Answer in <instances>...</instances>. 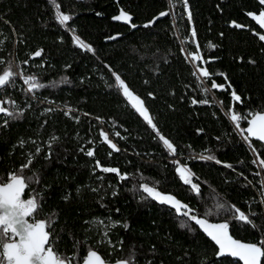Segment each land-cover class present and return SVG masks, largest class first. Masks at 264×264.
I'll return each mask as SVG.
<instances>
[{
    "label": "trees",
    "instance_id": "obj_1",
    "mask_svg": "<svg viewBox=\"0 0 264 264\" xmlns=\"http://www.w3.org/2000/svg\"><path fill=\"white\" fill-rule=\"evenodd\" d=\"M56 3L72 16L68 24L55 19L52 0H0V74L11 68L45 85L29 91L14 77L11 86L0 90V99L9 101L5 106L23 113L9 118L6 126L0 118V177L20 172L32 159L22 174L39 183L29 181L31 191L26 189L23 198L42 196L34 219L54 221L49 228L53 247L64 257L73 256V264H81L89 250L107 262L241 264L216 258V246L192 221L148 197L141 185L174 195L202 218L218 203L235 205L251 215L255 228L228 213L207 219H227L237 239H264V168L253 163L264 158V145L252 139L250 146L230 119L233 106L248 119L264 111V41L258 38L264 27L247 15L264 6L258 0ZM121 9L137 27L113 19ZM233 21L244 28L231 26ZM74 36L94 51L80 48ZM38 50L43 51L36 57ZM193 53L207 63L194 62ZM198 67H207L212 78H199ZM113 73L144 100L159 132L130 106ZM212 80L232 87L211 89ZM233 89L242 103L233 100ZM193 98L209 103L192 104ZM247 124L243 119L240 127ZM161 135L176 147L175 154ZM89 150H94L91 157ZM209 155L215 160L200 159ZM96 161L119 173L102 171ZM176 161L190 168L199 194L179 178Z\"/></svg>",
    "mask_w": 264,
    "mask_h": 264
},
{
    "label": "snow or ice",
    "instance_id": "obj_2",
    "mask_svg": "<svg viewBox=\"0 0 264 264\" xmlns=\"http://www.w3.org/2000/svg\"><path fill=\"white\" fill-rule=\"evenodd\" d=\"M52 3L56 9L55 19L61 24L66 25L72 20L70 14H66L61 10V5L56 3V0H52ZM183 3L187 5L188 0H183ZM258 3L264 6V0H258ZM168 12H161L159 16H166ZM250 17H253L255 21L261 27H264V8H262L258 13H247ZM189 20H191L192 13L189 10L187 12ZM157 17L156 19H158ZM116 21H123L129 23L132 28L137 27V25L132 24V16L124 11L120 10L119 15L113 17ZM155 21H150L149 24ZM146 24L144 27H148ZM233 26L237 28H242L244 25L238 24L233 21ZM75 31L74 29L72 30ZM192 38L196 37V31L193 28L191 32ZM116 37H109V39H115ZM259 40L264 41V35L258 36ZM75 43L82 49L87 51H94L90 44L85 43L79 36H74ZM197 47H199L197 45ZM43 50H38L34 53V56H41ZM191 59L195 61H200L204 64L203 56L198 53H193ZM27 63V61H25ZM197 72L199 78L211 79L212 73H210L207 67H198ZM197 73L194 72V75ZM18 74L9 68L0 74V90L11 86L13 84V78ZM115 76L116 86L120 90L123 97L129 102L130 106L146 121V123L156 132H159L157 125L154 123L153 117L149 113V109L145 106L144 100L136 95L127 85V83L121 78L119 74L113 73ZM227 80V75L220 73ZM25 83L28 85L29 91H34L36 89L45 87V85L37 82V77L28 76L25 79ZM231 83L226 85L218 84L215 80H212L211 89L216 90H227L231 88ZM203 91L208 93L210 89L204 88ZM152 96V93L148 94ZM231 96L235 102L242 103V98L233 89L231 91ZM9 101L0 99V118L3 119V124L6 126L9 123V118L19 119L22 117L23 113L21 111L10 110L5 106ZM15 103V101H11ZM203 103L208 104L209 100L207 98L200 101L193 98L192 104ZM51 111V109H48ZM99 119V118H97ZM231 121L234 122L237 130L243 134L245 141L249 142L251 146V141L253 138L264 142V112H257L252 114L251 118L248 119L242 114H237L234 110V106L231 110L230 115ZM243 119H247L248 127L241 128L240 124ZM246 133V134H245ZM103 140L106 141L112 149L119 151L116 144H114L108 137L107 133L101 132ZM116 136L120 133L116 132ZM163 143L167 146L171 153L175 154L177 149L173 143L165 138L164 136L159 137ZM55 139V138H53ZM23 144V141H21ZM252 150L256 152L257 157H259L258 151L253 147ZM40 148L36 149L39 152ZM83 151V149H82ZM51 153L49 152V156ZM88 156L94 155V150L87 151ZM111 155V153H109ZM200 159L205 160H215L214 156H201ZM220 163L219 161H216ZM179 165V161H176ZM253 163H258L262 168H264V158H258V160H253ZM32 164V159L29 158L26 163L21 165L20 172H10L6 177H0V264H73V256L64 257L59 254L53 247L52 233L49 231L50 226L54 223L51 218L35 220V215L40 211L42 205V196L39 193L31 195L28 199H24L25 190H30V183H39L38 179L33 180L32 177H26L22 174L24 169L30 168ZM97 167H100L104 172H114L119 173L118 169L102 167L99 161H96ZM226 167L231 168L232 165L228 164ZM175 171L178 173L179 178L185 185H189L191 190L199 194L201 191L200 184L193 181L194 174L191 172L190 168L186 165H179L176 167ZM259 175V173H257ZM121 179H125V175H121ZM261 185H264V180L260 181ZM143 191L147 193V196L158 201L161 204L167 205L175 210L178 216L186 217L187 220L195 222L208 237L218 246V257H232L237 258L242 264H261L262 258H264V239H261L255 243L252 242H242L240 240L234 239L229 232V221L225 219L220 223H210L207 219L208 216L219 215L222 213H228L232 216L234 220L239 223L249 225L253 228L256 227L250 214L237 208L235 205H227L225 203H218L213 208H207L204 217H200L194 213L193 209L189 205L182 203L172 194H164L160 192L157 187L149 186L148 184L141 185ZM115 195V193H113ZM264 196V192H262ZM32 220V222H29ZM184 226H188L185 224ZM125 227H127L125 225ZM134 256V254H133ZM82 264H108L105 259L95 250L87 251L86 257L82 258ZM115 264H132L131 258L120 259L115 262ZM151 264V262H149Z\"/></svg>",
    "mask_w": 264,
    "mask_h": 264
},
{
    "label": "water",
    "instance_id": "obj_3",
    "mask_svg": "<svg viewBox=\"0 0 264 264\" xmlns=\"http://www.w3.org/2000/svg\"><path fill=\"white\" fill-rule=\"evenodd\" d=\"M231 26H233V22L231 23ZM242 28H244V27H242ZM262 112H264V111H262ZM249 125L247 124V127H248ZM246 127V128H247ZM245 128V129H246ZM254 140H258V139H256V138H253ZM259 141V140H258ZM261 142V141H260ZM263 145H264V142H261ZM29 222H32V221H29ZM210 223H220V222H223V221H209ZM194 224H195V222H193ZM195 226L199 229V231L201 232V233H203L211 242H213V244L216 246V248H217V252H218V246L215 244V242L214 241H212L211 240V238L210 237H208L207 236V234L206 233H204L203 232V230L198 226V225H196L195 224ZM229 232H230V230H229ZM230 234H231V232H230ZM232 235V234H231ZM234 239H237V238H235L234 236H232ZM237 240H240V239H237ZM240 241H242V242H246V241H243V240H240ZM217 252H216V258H223V257H218L217 256ZM86 257V256H85ZM232 258V257H231ZM233 259H236V260H238L237 258H233ZM263 259V258H262ZM239 261V260H238ZM107 262V261H106ZM115 262L116 261H114V262H108V264H115ZM241 264H242V262L241 261H239ZM261 262H262V260H261ZM82 264V263H81Z\"/></svg>",
    "mask_w": 264,
    "mask_h": 264
},
{
    "label": "built area",
    "instance_id": "obj_4",
    "mask_svg": "<svg viewBox=\"0 0 264 264\" xmlns=\"http://www.w3.org/2000/svg\"><path fill=\"white\" fill-rule=\"evenodd\" d=\"M18 74V73H17ZM29 75H22V74H18L16 77L19 80L20 84L23 85L25 88L28 89V85L25 83V79L26 77H28Z\"/></svg>",
    "mask_w": 264,
    "mask_h": 264
},
{
    "label": "rangeland",
    "instance_id": "obj_5",
    "mask_svg": "<svg viewBox=\"0 0 264 264\" xmlns=\"http://www.w3.org/2000/svg\"><path fill=\"white\" fill-rule=\"evenodd\" d=\"M30 221H32V220H30Z\"/></svg>",
    "mask_w": 264,
    "mask_h": 264
}]
</instances>
